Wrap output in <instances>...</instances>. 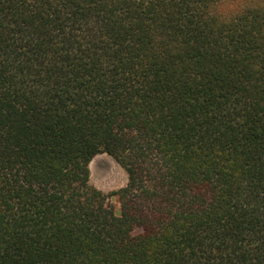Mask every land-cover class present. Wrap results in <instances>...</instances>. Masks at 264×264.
Wrapping results in <instances>:
<instances>
[{"label": "trees", "instance_id": "trees-1", "mask_svg": "<svg viewBox=\"0 0 264 264\" xmlns=\"http://www.w3.org/2000/svg\"><path fill=\"white\" fill-rule=\"evenodd\" d=\"M0 264H264V0H0Z\"/></svg>", "mask_w": 264, "mask_h": 264}, {"label": "rangeland", "instance_id": "rangeland-1", "mask_svg": "<svg viewBox=\"0 0 264 264\" xmlns=\"http://www.w3.org/2000/svg\"><path fill=\"white\" fill-rule=\"evenodd\" d=\"M90 182L98 189L109 192L127 183L124 168L109 154L99 153L89 163Z\"/></svg>", "mask_w": 264, "mask_h": 264}]
</instances>
